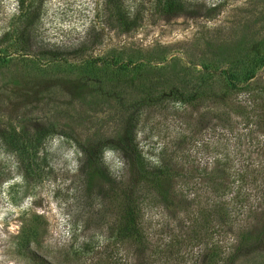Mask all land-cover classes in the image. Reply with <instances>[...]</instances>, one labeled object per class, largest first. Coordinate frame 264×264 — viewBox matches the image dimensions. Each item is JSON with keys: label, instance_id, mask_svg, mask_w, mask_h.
<instances>
[{"label": "rangeland", "instance_id": "rangeland-1", "mask_svg": "<svg viewBox=\"0 0 264 264\" xmlns=\"http://www.w3.org/2000/svg\"><path fill=\"white\" fill-rule=\"evenodd\" d=\"M159 1L0 0V264H264V0Z\"/></svg>", "mask_w": 264, "mask_h": 264}, {"label": "trees", "instance_id": "trees-1", "mask_svg": "<svg viewBox=\"0 0 264 264\" xmlns=\"http://www.w3.org/2000/svg\"><path fill=\"white\" fill-rule=\"evenodd\" d=\"M181 4L178 3V0H160L158 3V11L157 12H161V13H166L169 14L173 11H175L176 8L180 9ZM114 21H117V25L122 27L123 32H126L130 26V24H132V22L129 20V15H124V13H116L114 15ZM17 41L19 42V44L22 45V47L20 48H27L26 46H24V40H21L19 38H17ZM59 57H57L58 59ZM228 79L230 81V83H232V87H237V85L235 84V82H233V79L231 76H228ZM242 89V87L238 86V89ZM263 94H264V89H263ZM179 102H186L187 101H192L195 100L194 96L190 97L189 99H182V96ZM262 109V113H261V118L264 121V106L261 108ZM138 171H137V175L138 177H140V181H144V184L147 185L149 187V190L154 194L157 193L158 197H160V201L161 202H168V196L164 193H161V187L158 185V178L162 176V174L164 173H156V172H147L145 169V166L141 163L138 165ZM97 171H92V168L90 167L89 171L87 172V176H89L90 178H93L97 175L96 173ZM158 177V178H157ZM89 180V178H88ZM139 180V179H138ZM147 180V181H146ZM159 186H157V185ZM163 188V187H162ZM113 196L116 198V201H118L117 205L119 206V210H118V215H117V219L118 222L115 224L116 225V232L117 235H124L127 239H132L133 237L138 238L139 237V229H138V216H139V206H138V202H137V198H135L134 196H131L129 194H127V192L122 193V194H114ZM111 197H109V201H110ZM115 203V202H114ZM244 240H242L240 243V246L243 244V242H245V239L247 240L248 237L246 235L243 236ZM140 238V237H139ZM138 238V239H139ZM250 241H246V243H249Z\"/></svg>", "mask_w": 264, "mask_h": 264}]
</instances>
